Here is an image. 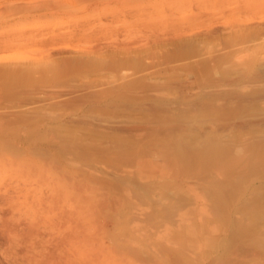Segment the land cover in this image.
<instances>
[{
    "label": "rangeland",
    "instance_id": "1",
    "mask_svg": "<svg viewBox=\"0 0 264 264\" xmlns=\"http://www.w3.org/2000/svg\"><path fill=\"white\" fill-rule=\"evenodd\" d=\"M34 1L42 0H0V120L27 131L41 130L49 139L65 135L67 144L73 146L60 152L73 154L77 161L68 184L83 187L62 200L47 202L37 196L52 191L50 186L56 188V171L50 172L49 183L21 169L16 173L1 171L0 264H130L122 248L126 239L144 245L149 252L146 264H264V122L221 128L210 97H205L207 101L203 99L196 110L170 107L166 113L163 109H156V113L132 110L119 101H110V97L71 102L51 92L82 83L101 87L112 78V66L139 72L153 64V78L147 82L159 79L169 83L159 89L160 93L173 95L183 89L193 95L197 90L194 81L189 80V87L185 78L192 59L189 55L213 52L224 44L237 47L264 41L262 37L242 41V0H230L240 8L214 20L218 26L215 31L199 26L193 36L180 38L166 33L156 40L150 32L148 45L140 48L132 47V36L126 34L131 23L178 22V15L188 9L149 0L140 10L129 0H114L102 15H52L35 8ZM64 31L71 32L63 35ZM91 49L96 52L55 80L50 65L60 67L65 56ZM179 61L182 67H168ZM211 66V74L225 70ZM247 68L242 65V73ZM244 88L246 82H242ZM37 96L42 100L33 102ZM241 110L242 116L264 114V101H242ZM88 115L132 127L101 126L87 121ZM142 117L156 122L141 126L138 119ZM192 120L196 128L177 139L179 127ZM199 130L206 137L222 131L229 134L217 146L219 152L237 154L236 143L251 141L253 146L242 151L244 165L222 177L212 168V157L206 151L204 171L181 178L177 175L175 180L169 173L161 176L133 163L134 154L141 151L148 159L158 157L151 150L155 145L172 155L180 151L190 156L196 152L193 148L207 145ZM20 155L33 157L23 147ZM92 165L101 167L102 172L94 177H102L105 183H93L89 174ZM202 195L207 206L201 213L196 206ZM107 198L111 203L103 204ZM138 208H142L141 214L136 217ZM185 210L187 220L178 225V214ZM166 225L169 230L159 235ZM94 226L103 227L98 230L97 241L87 238ZM81 231L86 235L81 236ZM99 243H113L117 250L111 258L95 262Z\"/></svg>",
    "mask_w": 264,
    "mask_h": 264
},
{
    "label": "bare ground",
    "instance_id": "2",
    "mask_svg": "<svg viewBox=\"0 0 264 264\" xmlns=\"http://www.w3.org/2000/svg\"><path fill=\"white\" fill-rule=\"evenodd\" d=\"M163 1H167V6L169 7L181 5L187 8L188 12L178 15L180 19H178V22L131 23L126 29V34L132 36V47L140 48L147 46L151 40L150 32L154 35L153 39L156 40L163 36L166 37V33H174V36L180 38L181 36H193L196 34L199 26H204V28L209 31H215L218 26L212 23L214 20L220 16L229 14L228 11H236L240 8L237 5H231L232 3L230 0ZM113 2L114 0H42L38 2L34 1L33 6L39 9V11L43 9L44 13L52 15L82 12L90 13L91 15H102L107 11L106 8L109 5H111V7L113 6ZM128 2L131 5H135L138 9L144 10L149 0H129ZM242 14L245 17L240 23L242 26L244 25V27H242V41L251 42L256 37L264 38V0H242ZM70 32L71 31H64L62 33L63 35H67ZM76 34L78 33H73V35ZM95 52V49H91L78 55L65 56L61 60L62 63L60 62V67L57 65H50V67L52 66L55 80L57 77L61 76L63 71H67L73 68L76 64L87 60L90 56L89 54H94ZM189 57L192 59L189 60V62L187 61L188 64L186 63L187 73L185 78L188 84L189 80L193 79L194 81L193 87L197 88V90L195 93L193 92V95H188L183 89H181L180 93H173V95L160 93L159 91L169 83L160 81L159 79L147 82V79L153 78L154 72L151 69L154 67L153 64L146 66L139 72H129L126 68H114V66H112L115 71H113L114 74L112 75V78L109 81L107 80L106 83L104 82V84L98 88H95L94 85L82 83L70 85L68 89H60L57 91L50 90H52V93H56L57 96L62 97L64 101H81L86 97L89 101L95 102L103 97H110V101H119L121 106L123 105L132 110L146 109L150 110V112L155 110L156 113V109L161 111V109H170V107L183 111L196 110L205 97L206 99L207 97H210L211 99H208L209 101H212L210 107L215 109L214 111H216L215 115L218 118V125L221 126V128L229 129L233 126L255 125L264 122V114L259 113L250 116H242L241 110L242 101H264V41L254 44H242V46L240 45L237 47L224 44L221 45L220 48L213 50V52L206 51L202 54L200 53V55H189ZM180 60H182L181 57ZM182 64L183 63L179 61V63L172 65L169 64L168 67H182ZM211 65L222 66L225 70L217 74L216 72L211 74L209 68ZM242 65L248 67L243 73ZM242 82L247 83V88L242 89ZM40 96H37L33 102L41 101L42 97ZM110 101L108 100V102ZM209 104L210 102L208 103V107ZM208 107L206 108L208 109ZM85 119L101 126L109 124L113 127H132L131 124H125L118 121L108 123V120L100 119L99 117L94 118L89 115L85 116ZM138 122L139 125L144 126L153 121H149L147 118L142 117L138 119ZM154 122L153 124H155ZM136 126L138 125H135V127ZM195 126L194 120L182 124L179 127L180 132L176 135V138L181 139L185 133L195 129ZM24 129L21 125L18 126V124H14V126H11L0 120V174L2 173L1 171H13L16 173V171L21 169L23 172H27V174L32 175L36 179H40L41 181H44V183H49L50 172L52 170L56 171L55 182L52 181L55 183L54 186H56V188L50 186L52 191L45 190V192H41L40 195L37 196L38 199H43L47 202L62 200L63 197H67L77 189L83 187L82 185H79L77 188H74L68 184L72 172L77 170L73 169V167H77V161L73 154H68L65 151L63 153L60 152V150L72 148L73 146L72 144H67L65 135L58 136L56 139H49L46 133L41 130L27 131V129H25L26 131H24ZM37 129H39V127ZM201 131L202 130H199L201 135L205 136V132ZM228 136L229 134L223 131L215 136L213 135V137L205 136V141L207 143L206 147L199 149L196 148V150L193 148V152H196L190 156H184V153H181L180 151H178L179 153L174 151V155H172L167 153L166 150L159 149L160 146L155 145L151 150H155L153 154L158 157H149L148 159L146 158V155H144L145 151H141L138 155L134 154L133 163L138 167H144L152 172L158 171L161 176H165V174L169 173L175 178V180H178L177 175L181 178L189 174L195 175L204 171L203 163L206 154L205 152L208 151L212 157L211 164L213 167H211L215 169L218 175L225 177L237 169L239 170V168L244 165L246 159L244 158L245 156L242 155V151L246 146H253L250 143L251 141L249 144H242V142H239L234 145V151L237 154L232 152H219L217 146L221 141L225 139L227 140ZM22 147L30 150L33 157H22L20 155ZM9 154L15 156L9 157L7 156ZM100 172H102L101 167L97 165L90 166L89 174L93 177V183H105L102 177H94L96 173ZM192 184L194 185L196 183ZM110 201L111 199L107 198L103 201V204H110ZM198 201L200 203L198 202L196 207L201 213L202 211L205 212L207 202L203 195L199 197ZM141 209L138 208L135 211L136 217L141 214ZM186 214H188L186 210L185 212L182 211L178 214V225L187 220ZM132 223L134 230L137 231V218H134ZM77 226L81 227V225ZM98 230L100 232L103 230V227L94 226V231L89 233L87 238H92L93 241H97L99 239L97 238ZM168 230L169 227L166 225L159 230L158 233L159 235H163ZM80 235L85 236L86 233L81 231ZM125 241L127 242L123 243L122 248L123 252L127 254L129 263L136 264L137 262H140L141 264H146L149 252L144 245L141 243L139 244L137 240L126 239ZM98 248L99 256L97 257L99 259H95V262H102L107 257L111 258L117 250V247L113 243L106 246L100 244Z\"/></svg>",
    "mask_w": 264,
    "mask_h": 264
}]
</instances>
